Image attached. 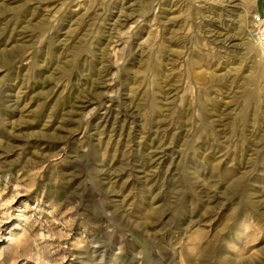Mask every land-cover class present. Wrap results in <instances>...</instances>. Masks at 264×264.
<instances>
[{
    "label": "rangeland",
    "instance_id": "1",
    "mask_svg": "<svg viewBox=\"0 0 264 264\" xmlns=\"http://www.w3.org/2000/svg\"><path fill=\"white\" fill-rule=\"evenodd\" d=\"M264 0H0V264H264Z\"/></svg>",
    "mask_w": 264,
    "mask_h": 264
},
{
    "label": "built area",
    "instance_id": "2",
    "mask_svg": "<svg viewBox=\"0 0 264 264\" xmlns=\"http://www.w3.org/2000/svg\"><path fill=\"white\" fill-rule=\"evenodd\" d=\"M250 28H252V38L257 46L264 52V19H254Z\"/></svg>",
    "mask_w": 264,
    "mask_h": 264
}]
</instances>
